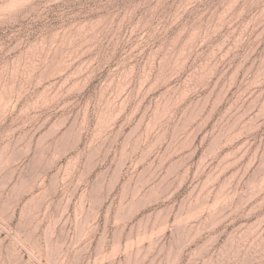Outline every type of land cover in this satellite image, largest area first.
<instances>
[{"label":"rangeland","instance_id":"obj_1","mask_svg":"<svg viewBox=\"0 0 264 264\" xmlns=\"http://www.w3.org/2000/svg\"><path fill=\"white\" fill-rule=\"evenodd\" d=\"M0 264H264V0H0Z\"/></svg>","mask_w":264,"mask_h":264}]
</instances>
